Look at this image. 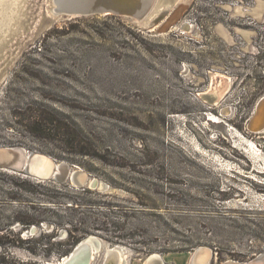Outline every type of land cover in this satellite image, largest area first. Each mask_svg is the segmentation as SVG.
Returning <instances> with one entry per match:
<instances>
[{
  "label": "rangeland",
  "instance_id": "374dc122",
  "mask_svg": "<svg viewBox=\"0 0 264 264\" xmlns=\"http://www.w3.org/2000/svg\"><path fill=\"white\" fill-rule=\"evenodd\" d=\"M18 1L0 36V146L88 181L0 169V264H58L91 238V264L113 248L123 264L264 252V128L248 129L264 97V0H184L159 34L180 0H157L149 26Z\"/></svg>",
  "mask_w": 264,
  "mask_h": 264
},
{
  "label": "water",
  "instance_id": "95a60500",
  "mask_svg": "<svg viewBox=\"0 0 264 264\" xmlns=\"http://www.w3.org/2000/svg\"><path fill=\"white\" fill-rule=\"evenodd\" d=\"M141 3V5H140ZM139 5H136V8L141 6L139 9L138 17H144L146 12L148 11L152 0H141ZM53 4L55 5V8L53 12L56 13H64L68 16H82V15H92V14H116L120 15L122 17L127 18L130 20V14L129 12L125 11L126 3H121L120 5H113V3H109L108 0H53ZM124 7V8H123ZM187 9V3H178L175 8L173 9L172 13L169 15V17L160 25V27L155 30L154 32L159 34V33H164L168 31L173 25H175L182 13ZM165 10V9H164ZM163 10V11H164ZM139 26H143V23H137L134 22ZM189 26H185L184 29L188 30ZM264 107V97L260 99V101L257 104L255 113L250 120L248 124V129L251 132H258L259 129L264 128V119L262 118V115H258L259 109ZM226 109V108H225ZM227 110V109H226ZM259 118L261 120L260 125L256 126L254 125L255 121ZM28 153V154H27ZM0 155H8L11 157L10 163H5V164H0V169L4 170H13L15 169L16 165L19 164L21 161V156H24V164L22 168L18 169L22 171V173L30 178H33L35 180L39 181H57L59 183H63L64 181L67 180L68 178V165L67 164H58L59 167L57 169L56 162L49 156L43 154V153H38V152H26L24 150H21L19 148H13V147H2L0 146ZM32 159H39L40 161L45 162L48 166L49 169L46 170L44 173H38V172H31L28 170V163ZM33 164V163H32ZM66 169L67 173L66 174H61L62 170ZM76 174H81L84 176V181L81 183H76L75 182V176ZM63 175H65L64 178H61ZM87 173L82 170H76L71 174V177H69V180L71 184H73L75 187H82L85 185L87 181ZM92 184V183H91ZM96 184L91 185V187H95ZM34 227L31 228L30 232L34 233ZM78 246V245H77ZM77 246L73 248V250L69 253V255L65 256L67 257V261L65 264H87L88 260L84 259L82 261H78V259L75 257V252L77 250ZM84 249L86 250V253L88 252L87 247L85 246ZM206 250H210L209 248L204 247ZM261 257H264V252L259 255ZM256 256L254 259H252L249 264H252L256 261V259L259 257ZM86 257V256H85ZM211 260V259H210ZM210 262V261H209Z\"/></svg>",
  "mask_w": 264,
  "mask_h": 264
},
{
  "label": "bare ground",
  "instance_id": "6f19581e",
  "mask_svg": "<svg viewBox=\"0 0 264 264\" xmlns=\"http://www.w3.org/2000/svg\"><path fill=\"white\" fill-rule=\"evenodd\" d=\"M108 1L111 4L113 3V5H120V6H121V3H124V4L126 3V7L125 8L123 7V8L125 9V11L129 12L130 17H131L130 21L137 22V23H142L144 17H146V15L149 14V11L154 8L155 3L157 2V0H152V3L150 5L148 11L144 15V17H138L139 9L141 8V6H139L140 8L139 7L136 8V5H139L141 0H108ZM180 1H179V3H185V2H183L184 0H180ZM19 2L20 1H18V0H0V36L6 30H8L9 35L13 31L14 28H12L13 25L11 24V22L17 16L15 9L18 6ZM140 5H141V3H140ZM151 24H152V20L147 22L146 24H144V26L145 25L149 26ZM160 25H158L157 27L155 26V28L152 29V31L157 30L160 27ZM7 35H5L3 37V39ZM0 39H1V37H0ZM1 42H2V40H1ZM226 111H228V113H229V110H226ZM258 115H260V116L262 115V118L264 119V107L259 109ZM263 119H261V120H263ZM261 120L259 118H257L254 125H256V126L260 125ZM260 130H262V129H259L258 131H260ZM24 158H25L24 156H21V161L15 167L16 170L22 168L23 165L25 166ZM10 162H12L10 156L0 155V164L10 163ZM56 165H57L56 167L58 169L59 165L57 163H56ZM27 167H28L29 171L38 172V173H44L46 170L49 169V166L45 162L40 161L39 159H32L31 161H29ZM76 170H81V169H75V170H71V168L68 169L69 175H68L67 180L69 179V177H71V174ZM66 173H67L66 169L63 168L61 174H66ZM64 177H65V175H63L61 178H64ZM83 181H84V176L81 174H76L75 182L76 183H78V182L82 183ZM87 181H88V177H87ZM87 181L85 184H87ZM91 183H90V185L97 184L95 181H93ZM92 242H93V240L91 238V239H89L88 242L86 241L84 243L78 244V246H77L78 248L75 252V257L78 259V261H82V260L86 259V260H88L87 264H91V262L93 260V256H94ZM85 246L88 249L87 253H86V250L84 249ZM262 253L263 252L257 254L256 256H259ZM212 255L213 254H212L211 250H206V249H204L203 246H201V247H198L197 249H195V251L191 253V255L188 258L187 263L188 264H209V261H211L210 259H212ZM255 257H253L252 259H254ZM125 258H126L125 255H123L119 251L118 248H113V249H111L105 253V259H104L102 264H123L124 261L126 260ZM67 259H68L67 257H64L61 261H59L58 264H65ZM159 259L160 258L158 255H152L149 258H147V260L144 264H150L151 262H152V264H154L155 261H157ZM252 259L247 260V261H235V260L229 259V260H226L220 264H249V262ZM252 264H264V257L259 256L256 259V261Z\"/></svg>",
  "mask_w": 264,
  "mask_h": 264
},
{
  "label": "flooded vegetation",
  "instance_id": "af4514ba",
  "mask_svg": "<svg viewBox=\"0 0 264 264\" xmlns=\"http://www.w3.org/2000/svg\"><path fill=\"white\" fill-rule=\"evenodd\" d=\"M182 29H183V27H182ZM225 108H226L227 110L229 109L228 107H224V108H222V109H221V114H223V115H227V114H228V111H226Z\"/></svg>",
  "mask_w": 264,
  "mask_h": 264
}]
</instances>
